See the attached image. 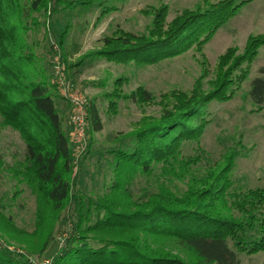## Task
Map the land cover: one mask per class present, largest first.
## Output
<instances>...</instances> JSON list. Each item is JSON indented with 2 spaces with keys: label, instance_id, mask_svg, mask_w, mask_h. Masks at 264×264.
I'll return each mask as SVG.
<instances>
[{
  "label": "trees",
  "instance_id": "obj_1",
  "mask_svg": "<svg viewBox=\"0 0 264 264\" xmlns=\"http://www.w3.org/2000/svg\"><path fill=\"white\" fill-rule=\"evenodd\" d=\"M15 1L0 0V125L18 131L26 145L11 171L46 201L55 219L72 201L75 156L64 115L72 104L58 93L49 75L35 68L34 50L25 40L27 26L9 22L10 12L18 8ZM111 1L32 0L28 12L48 6L53 13L100 7L105 15L114 10ZM250 1H206L171 22L169 7L161 6L151 11L152 26L145 33L118 29L86 58L148 66L192 48L202 50ZM66 32L57 39L63 55ZM262 46L264 37L252 36L243 53L233 48L219 58L208 89L200 81L190 92L174 90L159 101L143 87L127 95L122 91L125 79L116 81L113 92L106 94L109 112L118 113L120 100L158 104L161 112L144 115L111 150L109 183L97 200L75 199L80 207L74 213L76 236L49 264H241L231 242L248 254L264 252V188H237L232 175L240 152L231 140L220 138V143L229 144L219 158L203 144L213 124L211 104L236 96ZM248 97L263 108L264 66L249 83ZM96 100L87 107L92 136L104 129ZM3 162L0 158V166ZM142 179L149 186L135 193ZM182 253L186 257L179 256ZM0 264L33 263L25 253L0 246Z\"/></svg>",
  "mask_w": 264,
  "mask_h": 264
},
{
  "label": "rangeland",
  "instance_id": "obj_2",
  "mask_svg": "<svg viewBox=\"0 0 264 264\" xmlns=\"http://www.w3.org/2000/svg\"><path fill=\"white\" fill-rule=\"evenodd\" d=\"M206 1L219 0H112L110 5L114 10L105 15L100 7H77L53 13L48 6L47 10L28 12L32 0L15 1L18 8L14 13L10 12L9 22L27 26L26 37L25 32L22 35L34 50L35 68L51 77L59 94L63 95L59 86L61 78L85 95L88 106L97 99L104 129L92 136L91 132L88 134L87 126L86 136L78 139L70 120L72 108L66 106L65 126L75 156L72 201L61 217L54 219L46 201L11 171L22 160L26 145L18 131L0 125V158L4 161L0 166V246L25 253L33 264H49L68 240L76 236L73 225L78 219L74 213L80 207L75 199L88 202L103 194L104 185L111 177V150L119 147V140L131 133L144 115L159 116L161 112L158 104L139 106L131 100H120L117 114L109 112L106 94L113 92L118 79H125L122 86L125 94L143 87L156 95L158 101L162 100L163 94L174 90L190 92L200 81L208 89L215 79L222 55L233 48L241 54L252 36L264 37V0H251L202 50L192 48L180 56L148 66L86 58L102 47L105 37L112 36L118 29L145 33L152 26L151 11L161 6L169 7L167 21L171 22L183 10L196 9ZM65 31L63 55L57 39ZM73 65L75 67L67 73L68 67ZM263 66L264 46L259 50L248 81L239 87L236 96L229 102L211 104L213 124L203 143L213 158H219L225 151L223 147L229 144L222 140L220 143V138L231 140L240 152L232 177L237 188L244 191L264 188V106L261 109L254 106L248 97L249 83L260 76ZM188 152L192 150L188 149ZM148 186L142 179L137 183L135 193H143ZM230 245L238 253L241 264H264V252L248 254L237 250L232 242Z\"/></svg>",
  "mask_w": 264,
  "mask_h": 264
},
{
  "label": "built area",
  "instance_id": "obj_3",
  "mask_svg": "<svg viewBox=\"0 0 264 264\" xmlns=\"http://www.w3.org/2000/svg\"><path fill=\"white\" fill-rule=\"evenodd\" d=\"M59 86L62 89L63 95L72 104L70 120L74 126L76 137L81 140L86 136L88 100L79 89H73L64 79L60 78Z\"/></svg>",
  "mask_w": 264,
  "mask_h": 264
}]
</instances>
